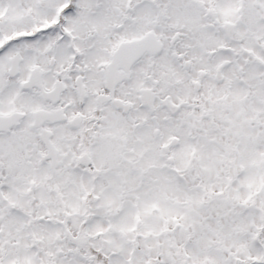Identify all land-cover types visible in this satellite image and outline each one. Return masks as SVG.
Returning <instances> with one entry per match:
<instances>
[{
	"label": "snow or ice",
	"instance_id": "obj_1",
	"mask_svg": "<svg viewBox=\"0 0 264 264\" xmlns=\"http://www.w3.org/2000/svg\"><path fill=\"white\" fill-rule=\"evenodd\" d=\"M0 264H264V0H0Z\"/></svg>",
	"mask_w": 264,
	"mask_h": 264
}]
</instances>
